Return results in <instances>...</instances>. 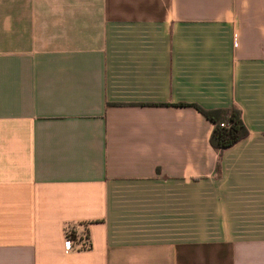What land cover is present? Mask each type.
Here are the masks:
<instances>
[{"label": "crops", "instance_id": "1", "mask_svg": "<svg viewBox=\"0 0 264 264\" xmlns=\"http://www.w3.org/2000/svg\"><path fill=\"white\" fill-rule=\"evenodd\" d=\"M0 264H264V0H0Z\"/></svg>", "mask_w": 264, "mask_h": 264}, {"label": "trees", "instance_id": "2", "mask_svg": "<svg viewBox=\"0 0 264 264\" xmlns=\"http://www.w3.org/2000/svg\"><path fill=\"white\" fill-rule=\"evenodd\" d=\"M183 104L194 106L213 123L209 142L219 154L223 148L236 143L248 134V128L241 116V109L237 105L206 108L198 103L183 102ZM70 236L74 238L73 233ZM85 246L88 248L90 244Z\"/></svg>", "mask_w": 264, "mask_h": 264}, {"label": "built area", "instance_id": "3", "mask_svg": "<svg viewBox=\"0 0 264 264\" xmlns=\"http://www.w3.org/2000/svg\"><path fill=\"white\" fill-rule=\"evenodd\" d=\"M221 124H223V123H221ZM70 232L69 231H67L66 232V242H67V247L70 249V248H72V238H71V236H70Z\"/></svg>", "mask_w": 264, "mask_h": 264}]
</instances>
